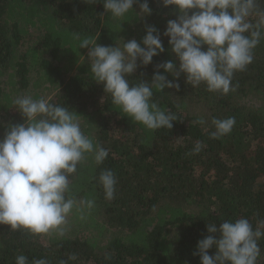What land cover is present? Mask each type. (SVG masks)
Here are the masks:
<instances>
[{
    "label": "trees",
    "instance_id": "1",
    "mask_svg": "<svg viewBox=\"0 0 264 264\" xmlns=\"http://www.w3.org/2000/svg\"><path fill=\"white\" fill-rule=\"evenodd\" d=\"M148 3L151 15L129 12L117 20L105 12L103 0H0V138L9 125L25 123L13 101L29 94L68 107L84 134L109 152L99 165L87 155L70 177V194L93 200L94 206L83 219L75 210L68 216L80 227L94 221L106 240L80 231L45 238L0 225V264H15L18 255L48 264H201L194 253L209 235V223L219 228L223 221L247 218L255 229L264 220V38L253 50V62L234 74V90L227 95L209 92L203 83L193 88L185 74L177 80L159 69L180 85L154 90L153 100L176 117L172 129L149 130L133 121L94 80L90 63H81L88 49L79 48L74 34L116 47L121 39L141 42L145 27L154 26L165 51L127 77L130 87L140 80L150 83L156 66L166 61L179 68L163 35L179 10L162 0ZM133 7L139 12V4ZM250 19L255 23L257 17ZM34 31L40 48L25 46ZM228 117L236 120L232 131L211 138L212 119ZM200 118L207 123H196ZM198 141L203 147L196 153ZM104 170L117 180L111 200L98 183ZM258 244V264H264V237ZM215 252L213 247L209 255Z\"/></svg>",
    "mask_w": 264,
    "mask_h": 264
},
{
    "label": "clouds",
    "instance_id": "2",
    "mask_svg": "<svg viewBox=\"0 0 264 264\" xmlns=\"http://www.w3.org/2000/svg\"><path fill=\"white\" fill-rule=\"evenodd\" d=\"M162 3L179 10L178 19L169 20L163 33L169 37L179 68L172 61L157 65L150 83L140 80L130 87L127 77L140 64H151L155 56L165 51L156 27L146 26L141 42L121 39L122 45L116 47L102 46L92 37L73 36L79 41V48L88 49L90 73L96 82L104 85L112 104L149 130L172 129L176 121L174 114L153 100L154 90L163 92L165 88L179 90L180 87L159 69L177 80L181 73L185 74L186 83L193 88L203 83L209 92L227 95L234 90L231 84L234 74L253 62V50L264 38V8L260 7L264 0H162ZM134 4H139V12L134 10ZM103 6L117 20L129 12H135L138 17L152 14L148 0L142 3L103 0ZM253 16L257 17L255 23L250 19ZM13 103L26 120L23 124L9 125L0 140V225H10L14 231L55 232L64 236L73 210L83 219L84 213L94 206L93 200H77L70 194V177L87 155L99 165L109 152L84 134L79 117L68 107L50 103L43 97L34 99L29 94L17 96ZM196 123L207 122L200 118ZM235 123L234 117L213 118L215 131L210 137L217 139L229 134ZM202 147L198 141L193 151L198 153ZM98 183L105 198L113 199L117 183L114 173L102 171ZM262 229L264 220L254 229L247 218L223 221L219 228L209 223V235L198 242L194 255L200 257L201 264H258ZM213 247L214 256L209 255ZM69 259L75 260L76 256ZM15 264H48V261L42 258L30 262L25 255H18Z\"/></svg>",
    "mask_w": 264,
    "mask_h": 264
},
{
    "label": "rangeland",
    "instance_id": "3",
    "mask_svg": "<svg viewBox=\"0 0 264 264\" xmlns=\"http://www.w3.org/2000/svg\"><path fill=\"white\" fill-rule=\"evenodd\" d=\"M37 31H34L29 37H28V41L26 43V47L28 46H36L37 48H40L41 46V43L39 42V38L37 37ZM127 42V41H125ZM123 42L119 43L122 45ZM46 56V55H44ZM43 56V57H44ZM84 62H87V63H90L89 60H88V51L86 52L85 56L81 59V63H84ZM138 64H139V61H138ZM4 135L5 133L1 136L0 140H2L4 138ZM70 218L68 217V220H67V224H66V232L65 234L68 235V234H76L77 232L79 233H82L86 236H90V237H93V238H96V240L98 241H104L106 240V237L105 236H101L99 235V230L96 228L95 224H94V221H93V224L91 226H75V225H72V223L70 222ZM43 236L46 238L48 236V234H43Z\"/></svg>",
    "mask_w": 264,
    "mask_h": 264
}]
</instances>
